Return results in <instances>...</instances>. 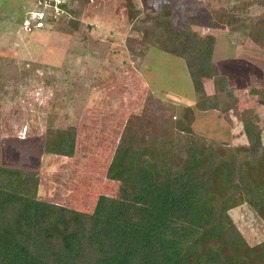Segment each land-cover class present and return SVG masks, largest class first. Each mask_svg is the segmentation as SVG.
I'll return each instance as SVG.
<instances>
[{"label":"rangeland","instance_id":"obj_1","mask_svg":"<svg viewBox=\"0 0 264 264\" xmlns=\"http://www.w3.org/2000/svg\"><path fill=\"white\" fill-rule=\"evenodd\" d=\"M34 1L0 0V161L39 171L38 198L91 212L100 195L118 196L132 164L148 157L142 153L175 155L181 138L193 136L246 145L242 110L259 115L264 143V98L250 91L264 92V48L242 24L258 19L264 0H93L73 5L81 11L75 31L61 21L26 32L20 25ZM238 2L248 8L239 11ZM162 9L184 29L183 39L154 28L151 17ZM196 35L215 37L211 60L235 102L226 112L198 108L215 85L191 73ZM62 132H69L64 139L79 132L85 146L72 156L54 153ZM117 148L121 163L108 171ZM230 215L250 245L264 241V219L247 203ZM216 251L237 253L209 230L193 246L164 253L213 264Z\"/></svg>","mask_w":264,"mask_h":264},{"label":"trees","instance_id":"obj_2","mask_svg":"<svg viewBox=\"0 0 264 264\" xmlns=\"http://www.w3.org/2000/svg\"><path fill=\"white\" fill-rule=\"evenodd\" d=\"M248 5L238 2L234 7L241 11ZM64 8L68 14L58 22H67L75 31L81 11ZM257 15L258 19L246 18L242 24L247 26L246 34L264 48V12ZM151 20L157 30L175 31L172 40L183 39L184 29L165 10ZM196 39L191 73L197 81L212 78L215 85V93L199 101L198 108L226 112L235 102L228 99L227 77L211 60L215 37L196 35ZM250 91L264 98L262 89ZM240 116L246 145L234 148L193 136L181 138L185 143L175 155L155 150L142 153L148 157L132 164L120 182L118 196L100 195L95 209L87 213L38 198L39 171L0 161V264H186L164 251L173 246L189 248L209 230L237 251L233 255L216 251L213 264H264V241L250 245L230 215L231 209L247 203L264 219L260 117L252 110H242ZM78 133L64 139L69 132H62L53 152L72 156L80 150L85 145L79 144ZM119 151L108 171L121 163ZM78 170L74 169L76 175Z\"/></svg>","mask_w":264,"mask_h":264},{"label":"built area","instance_id":"obj_3","mask_svg":"<svg viewBox=\"0 0 264 264\" xmlns=\"http://www.w3.org/2000/svg\"><path fill=\"white\" fill-rule=\"evenodd\" d=\"M82 0H35V8L26 14L21 22V28L26 32H34L47 27H52L59 18L68 14L65 6L73 7ZM93 1V0H88ZM49 25V26H48Z\"/></svg>","mask_w":264,"mask_h":264}]
</instances>
